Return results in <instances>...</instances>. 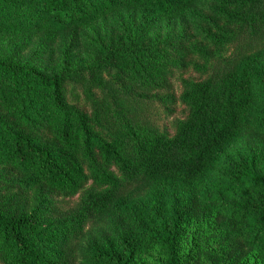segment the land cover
<instances>
[{"label":"trees","instance_id":"trees-1","mask_svg":"<svg viewBox=\"0 0 264 264\" xmlns=\"http://www.w3.org/2000/svg\"><path fill=\"white\" fill-rule=\"evenodd\" d=\"M199 1L0 0V37L35 41L34 52L58 46L66 65L101 20L126 45L88 43L101 61L76 79V102L59 75L17 64V50L0 58V264H189L191 223L224 229L212 264H264V0L221 12L238 29L233 53L184 84L189 112L171 137L148 101L103 77L111 68L135 94L168 91L173 63L136 45Z\"/></svg>","mask_w":264,"mask_h":264},{"label":"rangeland","instance_id":"rangeland-1","mask_svg":"<svg viewBox=\"0 0 264 264\" xmlns=\"http://www.w3.org/2000/svg\"><path fill=\"white\" fill-rule=\"evenodd\" d=\"M248 1L254 0H200L183 18L156 24L147 35H140L137 48H152L173 63L166 72L168 91L151 96L135 94L111 68L103 69L104 79L113 87L126 90L125 93L137 99L148 101L157 125L167 137H171L173 123L184 120L189 112L182 101L184 84L202 81L201 69L208 68L216 60L229 57L233 53L232 39L238 29L220 18L221 12L246 13L250 10L246 6L249 5ZM218 39L227 42L217 47ZM88 43L99 44L105 48L126 46L116 22L109 18L89 25L80 33L68 65L59 56L58 46L34 52L36 42L19 36L0 37V58L6 59L11 51L17 50L14 55L17 64L30 65L46 74L59 75L63 88L69 91L68 99L76 102V97L70 95L71 91L75 94L81 93L76 79L79 75L87 77L95 64L101 61L99 53L91 50ZM90 118V113H86V120L89 121ZM90 127L93 129V125L90 124ZM3 173V168H0V183L4 178ZM77 198H55L53 204L62 211L72 207ZM223 230L218 226L209 228L205 224L187 225L181 245L182 256L189 259V264H212L214 261L211 253L217 248L219 240H223ZM89 232H86L83 240H86ZM242 244L243 242L239 243V249H242ZM247 256L251 258L250 253Z\"/></svg>","mask_w":264,"mask_h":264}]
</instances>
